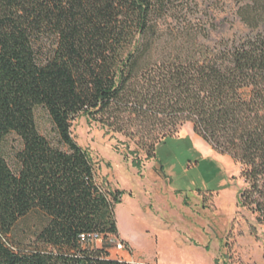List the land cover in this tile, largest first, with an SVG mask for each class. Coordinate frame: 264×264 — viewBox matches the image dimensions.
Returning a JSON list of instances; mask_svg holds the SVG:
<instances>
[{
  "label": "trees",
  "instance_id": "trees-1",
  "mask_svg": "<svg viewBox=\"0 0 264 264\" xmlns=\"http://www.w3.org/2000/svg\"><path fill=\"white\" fill-rule=\"evenodd\" d=\"M178 1L0 0V264H125L109 258L110 242L81 240L118 236L122 195L98 182L72 136L81 113L149 158L191 123L240 165L238 202L264 232V0H232L246 33L215 42L167 23ZM10 134L12 164L1 146Z\"/></svg>",
  "mask_w": 264,
  "mask_h": 264
},
{
  "label": "rangeland",
  "instance_id": "rangeland-1",
  "mask_svg": "<svg viewBox=\"0 0 264 264\" xmlns=\"http://www.w3.org/2000/svg\"><path fill=\"white\" fill-rule=\"evenodd\" d=\"M177 5L167 23L197 25L207 42L246 33L232 0H181ZM35 120L39 132L53 140L42 107L35 108ZM71 134L88 152L98 182L122 193L114 209L118 236L113 242L94 241V246L110 242L109 258L125 264H264L263 226L238 202L245 186L240 165L214 151L191 123L158 143L150 158L84 113L71 121ZM1 146L12 164L19 139L10 134ZM22 227L30 233L32 221Z\"/></svg>",
  "mask_w": 264,
  "mask_h": 264
},
{
  "label": "built area",
  "instance_id": "built-area-1",
  "mask_svg": "<svg viewBox=\"0 0 264 264\" xmlns=\"http://www.w3.org/2000/svg\"><path fill=\"white\" fill-rule=\"evenodd\" d=\"M99 239H100V236L97 235V234H95V233H93V234H89V235H81V240H82V241H97V240H99ZM110 241L113 242L114 239H111ZM122 247H123V244H122L121 242H117V243H116V248H117L118 250H121Z\"/></svg>",
  "mask_w": 264,
  "mask_h": 264
},
{
  "label": "crops",
  "instance_id": "crops-1",
  "mask_svg": "<svg viewBox=\"0 0 264 264\" xmlns=\"http://www.w3.org/2000/svg\"><path fill=\"white\" fill-rule=\"evenodd\" d=\"M122 239H123L124 241H125V240L129 241L128 239H124V238H122ZM129 242H130V241H129Z\"/></svg>",
  "mask_w": 264,
  "mask_h": 264
}]
</instances>
